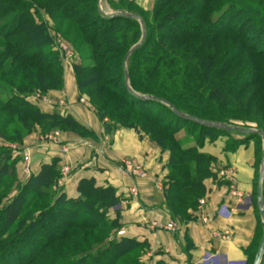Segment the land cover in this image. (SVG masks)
<instances>
[{
    "label": "trees",
    "instance_id": "trees-1",
    "mask_svg": "<svg viewBox=\"0 0 264 264\" xmlns=\"http://www.w3.org/2000/svg\"><path fill=\"white\" fill-rule=\"evenodd\" d=\"M106 1L114 11L136 18L102 15L98 0H0V140L22 146L26 136L55 129L92 135L72 116L44 112L32 101L34 94L48 97L63 85L60 60L40 16L43 10L54 21L69 22L67 29L91 49L92 65L74 66L73 71L79 94L90 98L102 123L106 120V132L133 129L168 153L165 205L173 220L190 221L188 210H195L205 195L204 180L216 179L211 170L215 159L199 150L206 141L231 132L185 121L174 110L238 128L235 133L244 138L230 144L254 140L258 170L262 141L253 131L264 133V0H154L149 13L130 0ZM138 19L145 37L125 67L126 54L142 36ZM116 66L120 73L113 76ZM126 72L132 92L170 107L132 95ZM228 73L229 79L220 82ZM241 100L245 111L251 106L244 118L216 111L229 106L232 111ZM151 107L163 109L169 121ZM187 126L196 135L186 132ZM180 130L186 135L177 138ZM19 162L20 155L0 146V264H144L147 244L118 237L119 218L108 217L118 202L113 188L81 181L78 197L70 199L60 189L52 190L59 178L56 160L21 183ZM11 189L16 192L9 196ZM256 191L257 183L255 207ZM262 195L264 203V179ZM258 224L249 264L262 236L260 220Z\"/></svg>",
    "mask_w": 264,
    "mask_h": 264
},
{
    "label": "crops",
    "instance_id": "crops-1",
    "mask_svg": "<svg viewBox=\"0 0 264 264\" xmlns=\"http://www.w3.org/2000/svg\"><path fill=\"white\" fill-rule=\"evenodd\" d=\"M153 1L135 0L143 9L150 8ZM66 80L70 87L66 98L72 110L68 115L92 135L81 137L59 131L61 145L70 147L67 154H62L58 146L40 141V133L26 136L21 147L30 154V175H37L43 165L56 160L59 176L63 167L70 169L60 187L67 198L78 197L81 181L113 188L118 202L109 210L108 217L118 216L124 237L147 244L141 257L144 264H249L260 233V216L257 205H253L260 172L254 142L234 147L230 140H241L235 132L206 141L199 152L215 159L211 170L216 176L204 180L205 195L200 198L206 201L208 222L201 223L196 209L188 210L190 221L173 220L165 205L163 189H156L157 184L164 188L168 153L133 129L114 127L106 132L102 123L76 101L78 96L71 89V77L65 75ZM49 96L52 102L42 107L44 112L58 110L59 92ZM124 158L140 163L147 178L141 180L118 173L117 166ZM17 177L22 182L29 178L22 173L21 162L17 164ZM132 187L138 190L136 198L128 196ZM154 221L162 225L173 223L176 230H152L150 224Z\"/></svg>",
    "mask_w": 264,
    "mask_h": 264
},
{
    "label": "rangeland",
    "instance_id": "rangeland-1",
    "mask_svg": "<svg viewBox=\"0 0 264 264\" xmlns=\"http://www.w3.org/2000/svg\"><path fill=\"white\" fill-rule=\"evenodd\" d=\"M130 1H133V3L138 8V10H140V11H142L144 13H149L152 10L153 4H154V1H153L150 8L143 9V8L139 7L136 4L135 0H130ZM99 6H100V3H99V0H98V8H99ZM101 8L103 10V14L102 15H105V16H108V14L113 13V12H118V11H114L110 7V5L107 3L106 0H103L102 1ZM40 16H42V19H43L44 23L46 24V26L48 28V33H49V35H50V37L52 39V45H53V48L52 49L58 54V57H59V60H60V63H61V67H62L63 85H62V88L60 90L54 91V92H59V96H60L59 98H57L58 106H56V107H58L57 108L58 110H55V111H58L62 115H68L70 112H72L70 106L69 107H66V104H68L70 102L66 98L69 95V93H68L67 90L70 88L69 85H67V83H68L67 80L65 81V75L66 76L68 75L69 77H71L70 83H71V89L73 90V93H75V95L78 96V99L79 98L85 99V103H83L81 105H83L84 107H86L89 110V112L92 115H94V117L98 121H100L98 119L97 115H96V108L90 103V98L87 97V96H85V95H82L81 96L79 94V91H78L77 86H76L74 71H73L74 66H80V65L90 66V65H92L93 62L91 60V57H92V51H91V49L81 39H79L80 37L74 35L71 29H69V28L67 29V26L69 25V22H67V21L65 22L64 21V22L59 23L57 21H54L52 18L48 17V15L43 10L40 12ZM216 17L217 16H215L214 19ZM57 26L60 27L59 28V31L57 29ZM65 31H66V34H64ZM140 39H141V37H140ZM61 44L64 45V47H66V49H67L68 52L64 51L61 48V46H60ZM3 45H4L3 44V40L0 39V48H2ZM65 59H68V63H65ZM127 62H128V60H127ZM115 68H116L115 72L112 73L113 76H115L116 74L119 75V73H120L119 68L117 66ZM229 77H230V73H228L225 76H223L221 78V80H219V81L222 82L224 80L229 79ZM51 93H53V92H51ZM243 101L244 100H241L240 102H238V104L240 103V106L233 107L232 111L229 110L230 109L229 108L230 106L227 107V108H225V110L221 108V109H216V111H218L219 113H221L223 111H226L227 112V115H226L227 117H234L235 116V117L244 118L245 116H247L246 114H248V112L250 111L251 106H249V110L248 111H245V105H244V102ZM51 102L52 101L50 99H48V104L47 103L46 104H43V106L51 105L50 104ZM60 103H64V105L63 104H60ZM53 108H55V107H53ZM160 109L158 107H151L150 108L151 112L152 113H155L156 115H158L159 118L166 119L165 121H169L168 119H169L170 116L167 115L168 113L166 114V113L163 112V109H161V110ZM244 113H246V114H244ZM230 121L232 123H234L235 125H238V126H242L243 127V126L248 125L249 127L256 128L255 125H252V124H249V123H244L242 120H230ZM106 123L107 122L105 120L102 123V126L104 127ZM244 124H246V125H244ZM119 128H121V127H119ZM186 129L187 130H185V128H184V130L186 132L193 131L194 134L197 133L195 130H192L191 126H187ZM184 130H180L181 132L177 134V138H181V137H184V135H186V132ZM53 131H59V130L55 129V130H52L50 132H53ZM50 132H47V133H50ZM233 132H235V131H232L231 133H233ZM236 136L239 137L240 135H236ZM240 137H241V139L244 138L242 136H240ZM253 142H254V140H253ZM254 145H255V147H257L256 142H254ZM0 146L7 147L9 149H11L9 146H11V147L12 146H14V147L16 146L17 147V150L11 149L13 151V153H15V155H17L19 149L22 150V147L20 145H17V144H14V143L13 144L12 143L11 144L10 143H5V142H2L1 140H0ZM256 150L258 152V149H256ZM258 155H259V152H258ZM259 156H258V158H259ZM261 164H262V143H261V157H260V163L258 165V172H259V168L261 167ZM223 175H225V174L223 173ZM258 176L259 175L257 174V177ZM26 177L27 176L25 175V178ZM17 179H18V177H17ZM21 180L22 179H18V182L21 183L22 182ZM15 186L16 185H13V188H15ZM11 190L12 191L10 192L9 196L14 195V193L16 192L15 189H11Z\"/></svg>",
    "mask_w": 264,
    "mask_h": 264
},
{
    "label": "built area",
    "instance_id": "built-area-1",
    "mask_svg": "<svg viewBox=\"0 0 264 264\" xmlns=\"http://www.w3.org/2000/svg\"><path fill=\"white\" fill-rule=\"evenodd\" d=\"M60 46L64 51L68 52L66 47H64V45L61 44ZM65 63H68V59H65ZM48 99L49 98L47 96L40 95L39 93L34 94V96L32 97V101H35L36 103H38L41 106H43V104H46V103L48 104ZM77 101L79 104L85 103V99H83V98H79V99H77ZM60 104L64 105V103H60ZM69 106H70L69 103L66 104V107H69ZM39 140L42 142L51 143L55 146L60 147V152L62 154H67L69 149H70L69 146L61 145L59 131H53L50 133L42 134L40 136ZM9 147L13 150H17L16 146L15 147L9 146ZM17 155H20V157H21V170H22V172L26 176L29 177L30 176V165H31V158H30L29 152L27 150L22 151L21 149H19ZM117 171H118V173H120L122 175H126V176L133 177V178H138L141 180L147 178V171L140 165V163H138L135 159H131V158H124V159L120 160V162L117 166ZM69 174H70V169L68 167H63L60 171V176L55 181L52 189L54 191H58L60 189L61 185L63 184V182L69 176ZM156 189L162 190L163 189L162 184H157ZM137 195H138V190L135 187H132L128 192V196L131 198H136ZM123 203H125V202H123ZM205 206H206L205 199H200L198 201L197 208H196V217L198 219H200L202 224H207V222H208V218L205 214ZM150 227L152 230H163V231H167V232H175V230H176L175 225L173 223L162 225L156 221L152 222L150 224ZM116 235L118 237L124 236L125 230L120 229Z\"/></svg>",
    "mask_w": 264,
    "mask_h": 264
},
{
    "label": "water",
    "instance_id": "water-1",
    "mask_svg": "<svg viewBox=\"0 0 264 264\" xmlns=\"http://www.w3.org/2000/svg\"><path fill=\"white\" fill-rule=\"evenodd\" d=\"M103 0H99L100 6H99V11L101 14H103V10L101 8V4H102ZM109 18H136V16L124 12V11H118V12H113L108 14ZM140 21V25H141V30H142V36L140 41L134 45L126 54L125 58H124V66L126 67V63L128 58L135 52V50L142 44L144 37H145V26L143 24V22L138 19ZM125 84L128 87L130 93H132V95H134L135 97L143 100V101H156V102H160L164 105H166L167 107H170V105L168 103H166L165 101L162 100H158L156 98L153 97H145V96H140L138 94H135L134 92H132V90H130L129 88V79H128V73H125ZM175 115L180 118L183 119L185 121H189L192 122L196 125L199 126H205L208 128H212V129H222L226 132H232V131H236L239 132V129L236 127H229L225 124H221V123H215V122H208V121H203L200 118L194 117V116H186L184 114H182L181 112L175 111ZM100 119H103V116H100ZM255 133H257L258 135H260L261 140H262V164L260 167V172H259V176H258V180H257V191H256V205H257V210L260 216V220H261V227H262V236L261 239L259 241L254 259L252 264H261L263 257H264V203H263V195H262V182L264 179V133H262L261 131H253Z\"/></svg>",
    "mask_w": 264,
    "mask_h": 264
}]
</instances>
